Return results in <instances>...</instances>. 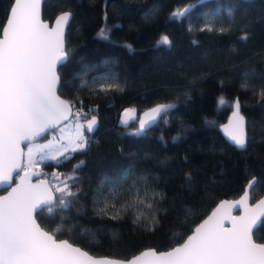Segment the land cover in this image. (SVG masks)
Segmentation results:
<instances>
[{"label":"trees","instance_id":"obj_1","mask_svg":"<svg viewBox=\"0 0 264 264\" xmlns=\"http://www.w3.org/2000/svg\"><path fill=\"white\" fill-rule=\"evenodd\" d=\"M12 2L0 0V26ZM186 5L193 7L180 19L171 18ZM42 10L47 20L71 11L58 92L74 102L73 115L92 108L87 117H98L85 150L42 163L41 175L53 189L63 187L56 177L62 181L75 171L68 183L77 193L54 217L36 213L43 228L61 225L57 238L124 258L145 247L166 250L181 242L217 200L236 198L254 177L251 200L264 193V98L241 86L253 72L250 83L257 92L264 83V55L257 54L264 52V0H44ZM209 18L231 30L200 31ZM101 29L108 39L98 38ZM245 34L250 39L240 42ZM163 35L170 45L157 44ZM104 84L119 88L100 91ZM236 97L247 117L243 149L220 131ZM159 102L174 107L142 132L136 120L117 119L127 104L141 112ZM77 158L84 163L74 170ZM152 192L161 194L158 200ZM130 193L144 202L121 208ZM106 201L116 208L101 214ZM153 213L160 223L148 230ZM253 236L264 241V216Z\"/></svg>","mask_w":264,"mask_h":264},{"label":"snow or ice","instance_id":"obj_2","mask_svg":"<svg viewBox=\"0 0 264 264\" xmlns=\"http://www.w3.org/2000/svg\"><path fill=\"white\" fill-rule=\"evenodd\" d=\"M40 3L41 0H13L6 21L0 26V185L10 186L14 171L25 169L21 184L13 188L7 197H0V264H120L109 258L95 259L88 252L74 247L68 240H58L56 232L63 230L61 225L49 232L36 223L33 213L46 211L54 217L57 208L68 205V197L76 196L77 193L71 191L68 183L76 178L75 171L73 176L65 177L62 181L56 177L63 184V187L55 188V192L60 193L58 197L51 190L38 196L31 189L23 187L24 180L35 174L29 169L36 164L37 159L67 160L69 152L85 150L90 141L88 134L93 133L98 124L95 115L87 119L92 108L87 113L81 108L75 113L77 122L75 138L70 142L73 145L71 148L61 144L63 151L60 148L53 150L51 141L48 144L34 143L37 137L57 127L62 120H67V114L75 106L73 101L61 100L56 95L59 80L56 66L68 55L65 33L72 13L62 12L57 16L56 27L49 29L47 24L39 20ZM192 7L193 5H188L170 16L180 19ZM229 16H232L231 11ZM230 30V27H216L211 18L200 28V31L221 34ZM97 35L100 39L109 38L106 29H101ZM249 39L248 34L238 38L244 43ZM157 44L170 45L171 41L167 35H163ZM257 54L264 55V52ZM255 76L254 72L251 75L246 73L241 86L245 89L252 88L264 98V83L259 85L258 92L256 86L250 83V79ZM260 79L264 80V74H260ZM112 88H119V85L104 84L100 91L106 92ZM220 103L225 101L221 99ZM173 107L172 103H161L148 109L139 119L137 132H142L148 125L166 117L168 110ZM235 107V121L229 137L237 147L243 149L246 147L247 137L244 132L245 118L239 111V100L235 102ZM134 112L135 109H125L126 118H122L121 123L127 124L128 119H134V115H131ZM81 119L84 123L80 122ZM21 141L28 142L27 153L20 149ZM53 151L55 154H51ZM22 156L27 157V163H22ZM83 163L81 161L74 165V170ZM15 175L18 176L19 173L16 172ZM256 185L255 177L249 180L244 196L235 204H244L256 191ZM129 195L130 199L121 208L125 205L132 207L137 201L144 202V198L138 194ZM160 195L151 193L157 200ZM231 206L233 205H229ZM109 207L115 209L116 205H109L106 201L104 208L100 209L101 214H106ZM147 207L152 208L153 204H148ZM257 208L264 209V199L258 202ZM219 211V208L214 211L179 246L159 252L156 249L145 250L128 264H264V244H256L252 239L253 229L260 219L256 209L247 210L245 215L233 218L230 229L223 227V220L227 217L218 216ZM118 216L119 210L113 219ZM139 220L140 216H137L134 223ZM159 223L153 213L148 230H154Z\"/></svg>","mask_w":264,"mask_h":264},{"label":"water","instance_id":"obj_3","mask_svg":"<svg viewBox=\"0 0 264 264\" xmlns=\"http://www.w3.org/2000/svg\"><path fill=\"white\" fill-rule=\"evenodd\" d=\"M44 0H41V3H40V7H39V20L42 22V23H44V24H47L48 25V28L49 29H53V28H55L56 27V19H57V16H59L62 12H65V11H69V10H62V11H59V13H57L55 16H53V18L51 19V20H47V19H44L43 18V15H42V12H43V10H42V2H43ZM12 4V3H11ZM11 4H10V6H11ZM185 7H187V5L185 6ZM185 7H183V8H185ZM9 9H10V7H9ZM8 12H9V10H8ZM69 12H71V11H69ZM8 14V13H7ZM5 21H6V19H5ZM5 23V22H4ZM66 29H67V27H66ZM66 32H67V30H66ZM1 35H0V38H2V28H1ZM66 42V41H65ZM65 48H66V44H65ZM65 60H67V57L63 60V61H61V62H59L58 64H57V66H56V72H57V75H58V77H59V80H58V82H57V86H56V95L58 96V97H60V99L61 100H66V101H69L65 96H63L62 94H60L59 92H58V88H59V85H61V83H60V73H58V67L62 64V63H64V61ZM237 100H239L237 97L236 98H234V100H233V103H232V109L230 110V112H229V114H228V116H227V119H225L224 121H223V123L221 124V126H220V128H221V132H222V134L223 135H225L227 138H229V141H230V143H232L233 145H235L232 141H231V139H230V137H229V132L230 131H232V127H233V124H234V121H235V118H234V116H233V113L236 111V107H235V102L237 101ZM161 103H164V102H159V104H161ZM169 103H171V102H169ZM239 103H240V101H239ZM152 107H154L153 105L152 106H150V107H148V109H150V108H152ZM241 108H242V106H241V104H240V109H239V111H240V115H242L244 118H245V124H244V132H245V135H246V133H247V131H246V129H247V127H246V123H247V117L245 116V114H243V112H242V110H241ZM148 109H146L145 110V112L148 110ZM144 114V113H143ZM143 114L141 115V117H143ZM68 115V118H70L73 114H72V109H71V113L70 114H67ZM96 117H97V115H96ZM91 118V116H88L87 117V119H90ZM97 119H98V117H97ZM65 122V120H62L61 121V123L60 124H62V123H64ZM158 121H155V122H153L154 124L155 123H157ZM152 123V124H153ZM59 124V125H60ZM152 124H150V125H152ZM58 125V126H59ZM98 125V124H97ZM150 125H148L146 128H148ZM96 128H97V126H96ZM96 128H95V130H94V132L96 131ZM54 129V128H53ZM51 129H49L46 133H44V134H42L40 137H37L36 139H42V138H44V136L50 131ZM93 132V133H94ZM92 134V133H91ZM27 141H21V143H20V149L22 150V152H24V144L26 143ZM21 161H22V163H23V161H24V156H22L21 158ZM81 161H83L82 159H79L77 162H76V165H78L79 164V162H81ZM32 173H35V174H33V175H31L30 177H28L26 180H24V182H23V187L24 188H27V189H31V191L35 194V195H38V196H42V195H45V194H47L48 193V191L49 190H51V192H52V194H54L55 195V189H53V187H52V185H51V183L49 182V179H47V178H45V177H40L39 176V169H34V168H30L29 169ZM16 172H18L19 173V175L17 176V175H15V173ZM25 176V170L24 169H16L15 171H14V174H13V180L10 182V186H8V185H0V197H7L8 196V194L10 193V192H12V189L13 188H15L18 184H21V178L22 177H24ZM253 179V178H252ZM252 179H250V180H252ZM41 181H47L48 183H45V184H41L40 182ZM33 185H35V186H37L36 188H32L31 186H33ZM247 186H248V182H247V184L245 185V187H244V192H241L236 198H231V197H227V198H222V199H219V200H217V203H216V205H214L208 212H207V214H206V216H204L201 220H199L197 223H196V226L195 227H193L192 228V230L191 231H189L186 235L188 236V235H191L192 234V232L195 230V228L198 226V225H200L201 223H203V221L204 220H206L209 216H211L212 214H213V212L214 211H216L218 208L220 209V211H219V213H218V216H223V217H227L226 219H224L223 220V227L225 228V229H230V228H232V220H233V218H236V217H240V216H243V215H245V213H246V211L247 210H250V209H256V211L260 214V219L257 221V223H256V225H255V227H254V229H253V232H252V239H253V241L256 243V244H264V241H257V240H255L254 239V236H253V234H254V230L259 226V224L261 223V219H262V217L264 216V209H261V208H257V204H258V202L261 200V199H264V193H262L260 196H258V198L257 199H255V200H251V197L244 203V204H240V205H237V204H235V202L236 201H239L240 199H241V197L242 196H244V193H245V191H246V189H247ZM222 202H223V206L221 207V205H222ZM229 205H233V206H231V207H229ZM38 212V211H37ZM37 212H35V213H33V215H34V218H35V220H36V223L37 224H39L40 226H41V228H43V226L40 224L41 222L40 221H38L37 220V218H36V213ZM45 231H48V230H46L45 228H43ZM49 232H52V231H50L49 230ZM187 236H186V238H184L181 242H178V243H176V245H174V246H172V247H170V248H166V250H158L157 248H149V247H145V249H143V250H140V251H137L136 253H134L132 256H130V257H124V258H119L118 256H115V255H113V256H107L106 254H103V255H97V254H95V253H91V252H89V251H87V250H85V248L84 247H80L79 245H77V244H75L73 241H69V243H71V244H73V246L74 247H79V248H81L83 251H86V252H88L89 253V255L90 256H92L93 258H95V259H101V258H109V259H112V260H114V261H118V262H120V264H128V262L130 261V260H132L134 257H136L137 255H139L141 252H143V251H145V250H148V249H156L158 252L159 251H167V250H170L171 248H173V247H177V246H179L180 244H182L183 242H184V240H186L187 239ZM57 238V237H56ZM58 240H67L66 238H64V237H60V238H57Z\"/></svg>","mask_w":264,"mask_h":264},{"label":"rangeland","instance_id":"obj_4","mask_svg":"<svg viewBox=\"0 0 264 264\" xmlns=\"http://www.w3.org/2000/svg\"><path fill=\"white\" fill-rule=\"evenodd\" d=\"M125 109H135V112L131 115H134V119L132 120H136L138 122V128H139V119L141 117V115L143 113H145V111L138 112L136 110V108L132 105V104H127L124 107L120 108L118 113V121L121 122L122 118H126L124 117V111ZM131 119H128V121ZM77 122V118L75 115H72L70 118H68L67 120H65L64 123L60 124L59 126L55 127L54 129H51L48 134H46L44 136V138L42 139H36L34 141V143L36 144H48L49 141L52 142V146H53V150H55L56 148H60V145L63 144L66 147L71 148L73 145L70 143L74 138H75V124ZM81 123H84L83 120L80 121ZM128 124V123H127ZM63 137V139H61ZM24 153H27L28 151V142H26L24 144ZM61 151H63V148H60ZM72 152H69L67 155H70ZM51 154H55V152L53 151ZM48 158L45 159H37V162L34 166H31V168H36V169H42V163L45 162V160H47ZM51 160V159H50ZM62 160V159H61ZM51 161H56V160H51ZM23 163H27V157L24 156V161ZM23 169V168H22ZM25 170V169H24ZM43 177H47V176H43Z\"/></svg>","mask_w":264,"mask_h":264},{"label":"flooded vegetation","instance_id":"obj_5","mask_svg":"<svg viewBox=\"0 0 264 264\" xmlns=\"http://www.w3.org/2000/svg\"><path fill=\"white\" fill-rule=\"evenodd\" d=\"M78 160H79V158H77V161H78ZM75 165H76V163H75ZM39 172H40V173H39V176H40V177H43V176L41 175V170H40V169H39Z\"/></svg>","mask_w":264,"mask_h":264}]
</instances>
